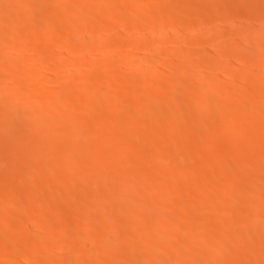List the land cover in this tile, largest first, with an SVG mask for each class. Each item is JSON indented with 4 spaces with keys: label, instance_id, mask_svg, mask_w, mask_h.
<instances>
[{
    "label": "bare ground",
    "instance_id": "1",
    "mask_svg": "<svg viewBox=\"0 0 264 264\" xmlns=\"http://www.w3.org/2000/svg\"><path fill=\"white\" fill-rule=\"evenodd\" d=\"M4 2L0 264H264V0Z\"/></svg>",
    "mask_w": 264,
    "mask_h": 264
},
{
    "label": "rangeland",
    "instance_id": "2",
    "mask_svg": "<svg viewBox=\"0 0 264 264\" xmlns=\"http://www.w3.org/2000/svg\"><path fill=\"white\" fill-rule=\"evenodd\" d=\"M4 1H5V2H4L5 4H4V3H3V4H4V5H7V6L11 5V3H13V5L15 4V3H14L15 0H13V1H12V0H9V1H8V0H7V1L4 0ZM11 7H12V6H11ZM56 31H57V30H56ZM56 31H53V34H54ZM58 31H59V30H58ZM51 33H52V31H51ZM44 34H46V33H44ZM44 34H43V35L41 34V35L44 36ZM49 34H50V33H49ZM53 34H52V35H49L48 37L50 38V36H53ZM55 34H56V36L58 35V33H55ZM55 34H54V36H55ZM47 35H48V34H46L45 37H47ZM30 54H31V53H29L28 55H30ZM29 57H30V56H29ZM116 173H117V175L115 174L116 177H118L119 174H120V177H121V174H122V175L124 174L123 176H126V175H127V174L124 173V172H116ZM101 237H102V236L96 237L97 240H96V238H95V239H92V240H91V241H93L92 243H95L94 240H96V242H97V241H98V238H101ZM103 237H104V236H103ZM105 238H106V237H105ZM105 238H104V240H106ZM101 241H102V240H101ZM197 253H198V252H195L196 255H197ZM193 254H194V252H193ZM195 254H194V256H196Z\"/></svg>",
    "mask_w": 264,
    "mask_h": 264
}]
</instances>
